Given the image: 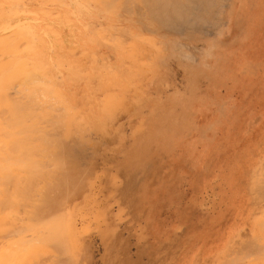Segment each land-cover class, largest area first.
Returning a JSON list of instances; mask_svg holds the SVG:
<instances>
[{
    "label": "rangeland",
    "instance_id": "obj_1",
    "mask_svg": "<svg viewBox=\"0 0 264 264\" xmlns=\"http://www.w3.org/2000/svg\"><path fill=\"white\" fill-rule=\"evenodd\" d=\"M7 80L25 123L47 101L42 131L63 133L72 170L53 217L33 216L38 190L3 207L4 264H235L231 177L246 196L264 149V0H0ZM30 239L43 260L17 258Z\"/></svg>",
    "mask_w": 264,
    "mask_h": 264
},
{
    "label": "bare ground",
    "instance_id": "obj_2",
    "mask_svg": "<svg viewBox=\"0 0 264 264\" xmlns=\"http://www.w3.org/2000/svg\"><path fill=\"white\" fill-rule=\"evenodd\" d=\"M13 74H14V72H13ZM8 79H11V78L9 77ZM36 80H38V79H36ZM7 82H8V80L3 81V82L0 81V213L3 211V207H8L9 205L11 206L14 204V206H16V208H17V205H21V204H25L27 206L29 201L31 200L32 193L34 191L38 190L41 192L42 199H40V198H37V199L42 200V203L36 204L33 206L34 207L33 216L40 218L39 216L45 212L44 214L46 216L43 215V216H45V218H47V217L49 218L48 214H50V217H53L54 216L53 214L54 213L57 214V212L60 209L57 208V210L59 209L58 211H55L56 208L54 210H51V208H52L51 206H55L54 205L55 202L54 203H51V202L58 200V198L56 196H58L62 193L60 191V189L64 188L65 184H67V181H69V178L71 176L70 171L72 170V167H69V165L71 164V162L69 161L70 157L67 156L66 150H65V145L62 142L61 136L63 135V133L58 134V137H52V135L50 137V135H47L48 133H45L48 130V127L49 126L51 127V125H48V127L46 126L47 127V129H46L45 124H43L44 123L43 117L46 115V111H47L43 107H45L44 105H46L47 101L46 102L44 101L43 103L39 101L40 104L41 103L43 104V105H40L39 103H37L38 102L37 99L34 98L35 101L34 100L33 101L36 102V104H37V107L34 105L35 108L33 109L34 111L32 113L34 118L31 116V114L29 115L30 118L31 117L33 118V121L28 123V124L25 123L24 118H23L24 116L26 117V115H24L25 109H23L24 104L22 103L21 105H19L20 103H18V102H20V101H16L18 98L15 100L13 97V99H12L18 103L17 105H15L16 102L13 104L12 102L10 103L9 100L7 99V96L9 98L11 96L9 93H8L9 95H7V93H6L7 84H8ZM38 88H39V86H38ZM34 90H37V89H34ZM13 92H14V90H13ZM40 96H44V94H42ZM10 100H11V98H10ZM27 100H32V99L29 98ZM25 103H27V102H25ZM31 103H29V104H31ZM52 103H51V105H52ZM16 107H18V109H16ZM28 108H29V110H31L30 107H28ZM50 108L53 109L55 107L50 106ZM58 111L60 112V110H58ZM61 112H63V110H61ZM61 112H60V114H61ZM63 113L65 114V112H63ZM70 113H71V111H70ZM26 119H28V118H26ZM41 124H43V125H41ZM69 124L70 123H67V125H69ZM68 128L71 129V127L68 126L67 130H66L67 132L64 131L65 135H66V133L67 134L69 133ZM44 129H46V131H42ZM48 131H50V130H48ZM65 137L68 139V136H65ZM257 145L259 147V141L254 142L250 145L249 150L251 152L256 151V150H258V152H257V155H254L253 159H250L248 162H246V165L244 167L245 168L244 173H246V179L249 180L247 185L245 182L246 189L248 190L246 196L244 194L245 198H244V196L240 197L243 194V191L241 189H239L240 186L236 182H234L233 176L231 177L232 186L234 187L233 197H235L236 195L238 196L237 201H236V199H233V203H236L242 210L241 215H240V220L242 221L241 222L242 227H241V231L238 234L239 237L237 240L235 239L233 241H229L228 248H227L229 251L232 250L233 254H235V256H233L232 259L230 258L231 260H234L235 264H264V157L262 156V155H264V149H257L258 148ZM46 159H47V161H46ZM48 160L49 161L51 160L54 162V164H55L54 169L50 170V169H47L45 167V161L49 163ZM41 178L45 179V182L43 185H40V183H39V181H41L40 180ZM51 178L54 181H52ZM79 181H81V180H79ZM67 187L68 186H66V188ZM240 188H243V186L241 185ZM55 191H59L61 193L59 194V192H58V193H56L57 195L53 197V193ZM62 191H64V189ZM51 192H52V194H51ZM50 194L52 195L53 198L50 196ZM65 194H66V192H65ZM62 196H63V194H62ZM62 196H60V197L58 196V197L61 198ZM54 198H56V199H54ZM10 206H9V208H10ZM14 206H12V207L15 208ZM47 209L50 211H48ZM253 211H254L253 216H250V213ZM51 215H53V216H51ZM33 216H30L31 220L36 221V219H32V218H34ZM2 217H0V218L2 219ZM59 217H57V218L59 219ZM45 218L43 217L42 219L41 218L37 219V221L38 220L42 221ZM5 219L6 218H4V221H5ZM39 221H38V223H39ZM250 221H252L253 228H254V231L251 233H249V231L246 230L248 228L247 226L250 224ZM7 222H9V221H7ZM56 225H54V226H56ZM245 225L247 227L246 229H244ZM58 227L60 228V225ZM20 229H21V231H23V228H20ZM25 229L26 228L24 227V230ZM16 232H17V230H16ZM62 232L64 233V231H62ZM229 233H230V235H231V233L237 234V233L233 232L232 228L230 229L228 234ZM60 234H61V236L64 235L62 233H60ZM4 235H6V234H3V236ZM61 236L57 235V237L55 236V239L51 236V238H53L55 241L57 240V242L59 241L58 244L61 242L60 244H62V245H60L59 248L62 251L64 250L63 252L65 253L66 252L65 250L69 249V248H67L66 246L64 247V244H66L68 241H66V243H62V240H64V239H62ZM227 236H229V235H227ZM64 237L65 236H63V238ZM32 238H34V237H32ZM65 239H67V237H65ZM32 240H34V239H30V240L25 241L22 248L19 249L17 258L20 261L27 260L29 257L32 258L33 255H36V252L38 250H40V249H38L40 247L38 246V248H37V245H35V243L34 244L30 243V241H32ZM54 240H53V242H51V244H55ZM225 240H227V239H225ZM38 241L42 244V246L46 245V243H48V239L43 238V237H39V239H37L36 242H38ZM57 242H56V244H57ZM46 246L48 247L47 253L49 252V250L51 251V249L53 250L55 248L54 246H53V248L50 247V244H49V246L48 245H46ZM61 246H62V248H61ZM47 247H45V249ZM54 250L59 251V249L57 250L56 248ZM51 252H50L51 255L56 257L55 254H57L58 252H55V251L54 252L51 251ZM50 253H48L49 255L47 256V258L52 257L50 255ZM68 253L70 254L69 251H68ZM41 254L42 253H40V251H39V253H38L39 258H42L40 256ZM46 254L44 253V255H46ZM43 257L45 258V256H43ZM55 257H53L54 260L51 258L52 260L48 263H51V262L52 263L54 262V264L59 263L58 260L55 259ZM70 257H71V255H70ZM70 257H69V259H70ZM14 258H16V257L14 256ZM34 258H35V256H34ZM49 258L47 260H50ZM69 259L68 260L66 259L64 262H69ZM41 260H43V258ZM44 260H46V259H44ZM56 260H57V263H56ZM38 261H39L38 263H40V259ZM43 262L46 264L45 261H43ZM43 262L41 264H43ZM60 262H62V261H60ZM208 262H209V260H208ZM34 263H35V261L32 264H34ZM0 264H4L3 255H0ZM30 264H31V262H30ZM69 264H70V262H69Z\"/></svg>",
    "mask_w": 264,
    "mask_h": 264
}]
</instances>
